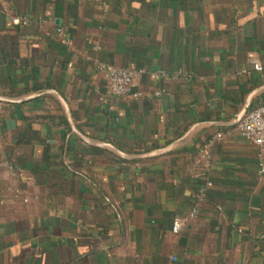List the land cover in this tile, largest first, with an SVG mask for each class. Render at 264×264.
<instances>
[{"label":"crops","instance_id":"0c3cea01","mask_svg":"<svg viewBox=\"0 0 264 264\" xmlns=\"http://www.w3.org/2000/svg\"><path fill=\"white\" fill-rule=\"evenodd\" d=\"M262 102L264 0H0V264H264Z\"/></svg>","mask_w":264,"mask_h":264},{"label":"built area","instance_id":"2783aa9c","mask_svg":"<svg viewBox=\"0 0 264 264\" xmlns=\"http://www.w3.org/2000/svg\"><path fill=\"white\" fill-rule=\"evenodd\" d=\"M19 22L17 18L14 20ZM26 22L25 20L22 21ZM57 31L61 36L63 43H68L70 39L66 37L65 30L58 27ZM94 66L96 70L102 74L106 79L107 84L112 93L116 95L132 94L134 97H141L144 93L135 91L136 79L141 76L142 70H132L128 68L118 67L104 61L95 60ZM255 70H262L263 66L259 62L254 63ZM156 78L168 76V72L164 69L155 74ZM162 91H156V95H160ZM1 121V119H0ZM238 131L240 135L253 142L258 147V161H259V174L264 183V102L250 109L245 116L238 122ZM218 136H221L219 134ZM202 154L205 160V167L209 169L212 164V154L210 151V143L205 145L202 149ZM212 186V182L208 181L207 185L198 189L195 194L196 203L186 217H177L173 221L172 231L174 234H179L185 227L186 221L195 218L199 214V202L206 195L207 187ZM177 260L176 256H171V263L174 264Z\"/></svg>","mask_w":264,"mask_h":264}]
</instances>
